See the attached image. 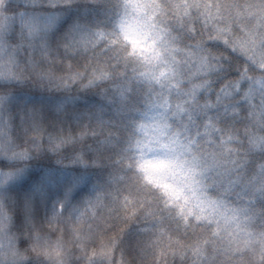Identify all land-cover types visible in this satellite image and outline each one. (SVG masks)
Here are the masks:
<instances>
[{"label": "trees", "instance_id": "trees-1", "mask_svg": "<svg viewBox=\"0 0 264 264\" xmlns=\"http://www.w3.org/2000/svg\"><path fill=\"white\" fill-rule=\"evenodd\" d=\"M147 11L168 82L120 38L125 0H0L9 42L47 21L53 54L84 41L52 64L23 54L12 80L0 61V264H264V0ZM163 100L169 132L221 163L198 178L219 202L201 221L178 217L136 167L141 125Z\"/></svg>", "mask_w": 264, "mask_h": 264}, {"label": "snow or ice", "instance_id": "snow-or-ice-1", "mask_svg": "<svg viewBox=\"0 0 264 264\" xmlns=\"http://www.w3.org/2000/svg\"><path fill=\"white\" fill-rule=\"evenodd\" d=\"M125 3L133 8L142 7L128 5V0H125ZM51 4L52 6L56 5V3ZM50 27L51 21L36 22L27 31L20 30L15 42H9L7 39V35L12 30H16L14 27L4 32L0 37V61H4L3 66L7 72L6 80H12L16 76L18 61L25 53H27L29 62L35 65L41 61L46 64L60 62L65 57L75 55L79 51L80 46L84 43L83 39L69 36L60 45L63 49V57L53 54L43 39V34ZM146 27V20L120 23L119 35L128 44L129 55H142L150 49V45L145 42L148 35ZM112 43H116V41H112ZM71 79L75 82L77 77L72 76ZM41 80L42 82L47 80L48 83H67V80L63 78H55L50 75L42 76ZM62 142V138H57L53 141V145L59 148ZM160 148L163 158L141 159L136 165L137 169L144 174V179L149 184L163 194L166 203L175 208L178 217L187 220L188 217L194 215L196 221H201L205 206L219 202H209L201 198L198 193L206 192L208 186H201L198 178L220 168V161L214 155L199 152L192 144L176 148L166 143L161 144ZM141 155L143 156V153ZM180 156H183V159H180Z\"/></svg>", "mask_w": 264, "mask_h": 264}, {"label": "rangeland", "instance_id": "rangeland-1", "mask_svg": "<svg viewBox=\"0 0 264 264\" xmlns=\"http://www.w3.org/2000/svg\"><path fill=\"white\" fill-rule=\"evenodd\" d=\"M147 1L148 0H128V5L142 6L138 8H133L128 6V12L124 21H147L146 31L148 33L146 37V44L150 45V49L143 55L146 56L152 63L153 68L158 67L157 75L163 81L167 77V65L162 59V50L159 49L158 43L161 37L158 30L151 24V16L147 11ZM157 30V31H156ZM258 78L254 81V84L264 89V74L258 75ZM168 82V80H166ZM169 104L166 100L155 102L149 113L141 125L140 132L142 134V139L139 145V155L140 159L152 160L154 158H163V153L160 148L161 144H170L179 148L180 146H187V144L182 143L177 139L176 136L169 132L168 124L166 122V116L168 112ZM143 153V156L141 155ZM183 159V156L179 157ZM214 207L211 204L205 206L204 211L212 212Z\"/></svg>", "mask_w": 264, "mask_h": 264}]
</instances>
